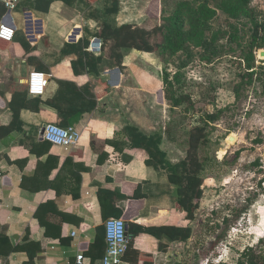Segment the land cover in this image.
<instances>
[{
	"label": "crops",
	"instance_id": "0c3cea01",
	"mask_svg": "<svg viewBox=\"0 0 264 264\" xmlns=\"http://www.w3.org/2000/svg\"><path fill=\"white\" fill-rule=\"evenodd\" d=\"M104 7L103 0H20L11 11L0 3V27L15 30L12 41L0 39V264H78L81 254L85 264H102L105 223L111 218L124 219L130 236L131 223L156 229L191 227L193 237L187 243L145 234L135 239V247L146 259L153 256L154 264H181L185 245L200 227L175 206L177 187L169 184L165 167L148 165L149 160L165 161V154L172 162L167 133L157 132L163 141L153 158L132 147L122 133L134 126L148 138L157 134L141 125L129 107L137 93L146 99L154 93L140 86L134 71L138 60L150 53L125 51L126 70L119 68V76L109 57L113 42L98 37ZM121 15L119 26L127 24ZM75 47L104 57L108 65L98 66L99 73L89 70ZM144 62V69H153ZM34 71L50 79L41 97L27 90L26 80ZM60 81L66 83L59 94ZM88 85L102 96L93 112L80 117L83 105L76 96ZM58 97L72 117L68 128L82 135L68 150L43 138L46 125L65 123L55 107Z\"/></svg>",
	"mask_w": 264,
	"mask_h": 264
},
{
	"label": "rangeland",
	"instance_id": "374dc122",
	"mask_svg": "<svg viewBox=\"0 0 264 264\" xmlns=\"http://www.w3.org/2000/svg\"><path fill=\"white\" fill-rule=\"evenodd\" d=\"M120 1L124 21L153 30L162 25L164 17L170 16L184 0ZM252 12L260 19L264 0H252ZM124 21L120 20V23ZM230 22L232 20L220 12L211 23L209 39L216 31H229ZM234 23L240 30L237 40L224 38L204 48L189 47L172 59H163L159 53L150 54L139 59L134 70L141 81L140 86H146L154 93L148 99L137 93L128 105L136 111L141 125L153 133H167L165 143L170 144L167 149L173 163L185 159L191 132L206 124V115L217 109H227L219 122L207 128L211 144L200 150L201 158L207 161L203 173L204 196L195 221L200 227L189 246L185 245L186 254L181 257V264L214 263L220 255L223 262L235 264L246 248L257 246L264 237V196L237 218L247 199L260 192L258 184L263 178L260 167L253 171L244 167L258 158L264 165V145L254 144L264 135V90L262 83L255 81L245 87L239 101L236 99L234 89L247 72L243 53L251 41L253 28L248 17ZM161 41L162 37L158 35L152 39L153 43ZM144 61L151 63L153 69H144ZM256 67L264 78V50L256 52ZM164 70L172 78L176 73L184 76L182 83L176 86V94L187 95L190 100L179 108L170 105L165 91L162 98L158 97L164 90ZM239 150L242 153L235 162ZM225 217L231 221L229 227L224 223ZM209 220L212 221V232L208 230ZM221 235L222 240L214 246Z\"/></svg>",
	"mask_w": 264,
	"mask_h": 264
},
{
	"label": "trees",
	"instance_id": "16d2710c",
	"mask_svg": "<svg viewBox=\"0 0 264 264\" xmlns=\"http://www.w3.org/2000/svg\"><path fill=\"white\" fill-rule=\"evenodd\" d=\"M89 4H93L97 0H86ZM105 2L104 13L105 21L102 29L98 35L104 43L113 42L110 49L109 57L114 62L113 67L120 68L124 73L126 66H124L125 51L137 50L145 53H159L163 59H172L177 57L180 53L187 50L189 47L204 48L208 45L216 44L224 38H232L237 40L240 35V30L234 21H240L243 17H248L252 25L251 41L243 53V60L246 63L247 72L234 89L237 101L242 97V92L247 86H251L255 81L262 83L264 90L263 75H259L256 67V52L264 50V12L261 13V18L258 19L256 13H250V6L252 0H184L177 4L173 13L170 16L164 17L163 24L153 30H147L141 27L127 23L121 26L117 23V17L121 12L120 0H103ZM222 12L227 15L230 22L229 31H216L209 39L208 31L211 28V23ZM161 36L160 43H153L154 36ZM74 52L79 55V59H86V66L89 70L99 73L98 66L108 65L104 57H95L90 53L74 48ZM75 65V64H74ZM257 76V77H256ZM183 75L176 73L175 77H171L167 70L163 71V85L167 101L173 108H179L190 100L187 95L176 94V86L183 81ZM66 82L60 81V91ZM264 93V91H263ZM100 94L94 92V87L88 85L81 88L78 96L82 102V111L80 117L86 113H91L97 108V98ZM55 107L59 111V116L65 122L62 127L68 128L69 123H66L70 117L65 113L60 102V97L57 98ZM227 109H217L216 112L206 115V124L204 126L195 127L190 135L189 149L185 159L178 163L166 161V154L164 155L163 162L156 163L148 161L149 166H154L159 169L164 166L167 174L168 181L171 186L177 187V199L175 206L177 209L186 215L187 220L195 222L197 220V213L201 208V201L204 196V183L205 179L203 173L205 172L207 161L203 160L200 156V150L203 147H208L211 144L210 133L208 127L212 124L219 122ZM132 147L137 149H144L151 155V158L156 152H160V145L162 144L163 137L156 134L153 138H148L137 127L126 126L123 131ZM152 143V144H151ZM256 146L264 145V135L254 141ZM153 149L155 150L153 152ZM242 152H236L235 162L240 157ZM256 167H260V174L263 178L259 181L260 192L255 193L254 196L247 199L246 204L241 209L237 218L247 213L254 203L264 196V165L261 158L256 159L255 162L244 167L245 170L253 171ZM106 193L107 192H103ZM137 194L135 198H139ZM127 200V197H123ZM214 213V212H213ZM224 223L231 225L228 217L224 218ZM209 232L213 231L212 221L209 220ZM130 234L134 236L129 239L128 251L124 260L129 264H154L153 256L151 260L146 259L145 254L141 253L135 247V239L143 234L151 235L158 240H163L167 237L172 242L187 243L193 237V229L188 228H169L162 227L159 229L145 227L135 223L130 224ZM223 235L217 237V243H220ZM164 248V247H163ZM219 264H228L220 262ZM235 264H264V237L259 240L255 247H248L240 255Z\"/></svg>",
	"mask_w": 264,
	"mask_h": 264
},
{
	"label": "built area",
	"instance_id": "2783aa9c",
	"mask_svg": "<svg viewBox=\"0 0 264 264\" xmlns=\"http://www.w3.org/2000/svg\"><path fill=\"white\" fill-rule=\"evenodd\" d=\"M20 0H0L7 9L14 11L17 9ZM15 36V30L6 25L0 27V39L12 41ZM49 76L42 72H32L26 80L27 90L31 96L41 97L49 84ZM81 132L75 128H64L56 124H48L44 128L43 138L55 146L64 149H71L81 141ZM107 251L102 260V264H123L124 257L128 251L129 233L128 224L124 219L111 218L105 223ZM75 236L76 234L73 233ZM78 264H85L84 255H78ZM223 262V256L217 257L214 263L210 261L201 264H219Z\"/></svg>",
	"mask_w": 264,
	"mask_h": 264
},
{
	"label": "water",
	"instance_id": "95a60500",
	"mask_svg": "<svg viewBox=\"0 0 264 264\" xmlns=\"http://www.w3.org/2000/svg\"><path fill=\"white\" fill-rule=\"evenodd\" d=\"M99 41H100V40H99ZM114 71L120 76L121 73H120L119 68H115ZM43 132H44V130H43ZM231 140L233 141L234 139L231 138ZM128 232H129V225H128ZM129 236H130V235H129ZM130 238H133V236L131 235Z\"/></svg>",
	"mask_w": 264,
	"mask_h": 264
}]
</instances>
